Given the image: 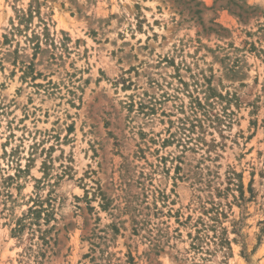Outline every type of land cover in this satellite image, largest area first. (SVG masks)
I'll return each mask as SVG.
<instances>
[{
  "label": "rangeland",
  "instance_id": "obj_1",
  "mask_svg": "<svg viewBox=\"0 0 264 264\" xmlns=\"http://www.w3.org/2000/svg\"><path fill=\"white\" fill-rule=\"evenodd\" d=\"M0 264H264V0H0Z\"/></svg>",
  "mask_w": 264,
  "mask_h": 264
},
{
  "label": "trees",
  "instance_id": "obj_2",
  "mask_svg": "<svg viewBox=\"0 0 264 264\" xmlns=\"http://www.w3.org/2000/svg\"><path fill=\"white\" fill-rule=\"evenodd\" d=\"M222 243H225V244H227V241L225 240V241H223Z\"/></svg>",
  "mask_w": 264,
  "mask_h": 264
}]
</instances>
